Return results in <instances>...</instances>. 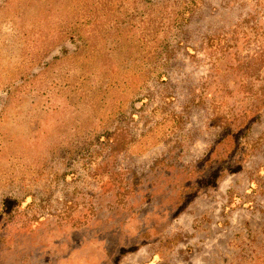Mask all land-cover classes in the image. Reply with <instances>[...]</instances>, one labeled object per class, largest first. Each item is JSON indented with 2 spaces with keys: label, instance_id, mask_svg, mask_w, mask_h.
<instances>
[{
  "label": "rangeland",
  "instance_id": "1",
  "mask_svg": "<svg viewBox=\"0 0 264 264\" xmlns=\"http://www.w3.org/2000/svg\"><path fill=\"white\" fill-rule=\"evenodd\" d=\"M0 264H264V0H0Z\"/></svg>",
  "mask_w": 264,
  "mask_h": 264
}]
</instances>
